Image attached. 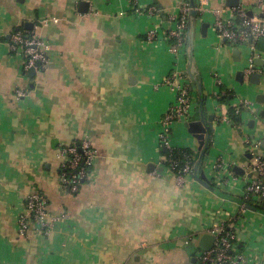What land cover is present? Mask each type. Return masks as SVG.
I'll use <instances>...</instances> for the list:
<instances>
[{
  "label": "crops",
  "instance_id": "1",
  "mask_svg": "<svg viewBox=\"0 0 264 264\" xmlns=\"http://www.w3.org/2000/svg\"><path fill=\"white\" fill-rule=\"evenodd\" d=\"M182 1L0 0V264H188L187 240L197 243L223 216L242 214V203L230 195L242 198L251 177L247 140L260 141L264 156V103L257 99L264 89L239 80L252 50L242 46L235 60L234 48L217 36L212 13L197 24L193 57L205 115H215L204 170L220 194L195 176L178 185L160 145L165 113L180 86H192L190 77L182 80L189 74L186 56L172 53L165 36ZM222 4L212 0L213 8ZM151 6L160 12H136ZM54 16L59 23L43 26ZM22 26L51 45L48 68L34 77L12 48L11 35ZM153 27L159 36L149 40ZM19 89L26 95L18 97ZM193 90L197 102L189 118L175 123L172 142L197 151L199 140L187 125L201 119ZM232 107L243 109L237 125ZM219 114L226 121L219 122ZM85 139L97 157L88 181L73 192L60 182L66 162L60 149ZM236 165L247 173L235 172ZM214 176H226L228 185ZM35 191L47 197L54 223L48 232L22 235L19 220ZM241 216L248 227L241 248L256 259L264 250V213L249 209Z\"/></svg>",
  "mask_w": 264,
  "mask_h": 264
},
{
  "label": "built area",
  "instance_id": "2",
  "mask_svg": "<svg viewBox=\"0 0 264 264\" xmlns=\"http://www.w3.org/2000/svg\"><path fill=\"white\" fill-rule=\"evenodd\" d=\"M196 8L200 17L212 13L215 16L214 29L217 36L228 43L232 48L249 46L252 50V57L249 66L244 70V77L249 80L254 73H260L264 78V66L255 64L256 58L264 60V53L256 49V42L259 38L264 37V0H239L237 6H229L223 0L222 7L213 8L212 0H197ZM192 9L190 1H182L181 12L177 15L170 16V26L166 32V39L171 45V52L176 56L185 55L187 46V29L189 13ZM137 14H158L160 10L156 6L149 8H138ZM250 12L252 15H250ZM57 17L45 18L43 26L59 23ZM26 33V31H25ZM30 36H25L23 31L14 32L11 35L12 48L18 50L24 57V69L27 72L30 68L44 70L48 68L50 43L33 31L27 32ZM146 36L149 40L158 38V29L153 27L147 31ZM253 38V42H250ZM41 62V65H38ZM188 74L182 76V80L187 78ZM170 76L167 80L171 81ZM26 95L24 90H17V96ZM197 102L194 90L189 82L180 86L179 95L176 101L170 106L165 113L162 121L161 132L159 135L161 148L178 149L173 145V127L176 122L189 118L190 110ZM242 105L249 106L250 102L244 99ZM228 117L217 116L219 122L226 121ZM229 121V120H228ZM252 160L247 165L246 171L251 174L246 187L242 192V198L246 201L242 204V214L248 212L246 204H262L264 202V156L259 151L260 141L247 140ZM82 153L80 152V149ZM60 154L65 157L66 162L63 167L67 168L60 172L61 184L63 188L77 192L83 184L84 179H89L90 173L87 166L95 164L96 152L92 143L85 139L81 141L80 146L76 143L64 146L60 149ZM170 161L168 167L175 173L178 185L183 186L187 182L188 176H194L195 166L188 161L182 166L179 160L165 156V162ZM82 163V165H81ZM214 166L213 168H216ZM246 172V173H247ZM222 186H227L229 180L226 176H221L219 180ZM238 215L231 218L225 216L219 222H216L207 232L213 234L216 238L214 246L206 250L198 246L195 253V262L188 264H264V250L259 251L261 254L258 258H253V253L248 254L243 251L242 233L248 232V227L244 225L243 216ZM20 233L26 235L34 230L42 233L48 232L49 227L54 223L50 220V206L46 196L38 191L31 193L26 198V212L20 217ZM190 243V240H187Z\"/></svg>",
  "mask_w": 264,
  "mask_h": 264
},
{
  "label": "water",
  "instance_id": "3",
  "mask_svg": "<svg viewBox=\"0 0 264 264\" xmlns=\"http://www.w3.org/2000/svg\"><path fill=\"white\" fill-rule=\"evenodd\" d=\"M238 3H239V0H227V5L232 6V7L237 6ZM87 5H88L87 2L82 3L83 8ZM191 6H192V9L189 13V22H188V29H187L186 50H188L189 52L191 51L193 54L195 36L197 32V19H198V10L196 8L195 0H191ZM250 15H252L251 12H250ZM26 27L32 28L33 23H30V22L26 23ZM208 28H209V23L207 22L202 23L201 32L204 36L207 35ZM250 42H253V38H250ZM255 46L258 51L264 53V37L259 38ZM233 56L235 60L240 61L242 57V49L240 47L234 48ZM192 58L190 59L191 63L194 60V58L193 59ZM255 64L264 66V60L262 58H256ZM38 65H41V62H38ZM36 72H37L36 67H32L29 69V75L31 77H34ZM188 73L191 78L193 89L198 91V94H199V108H200L201 119L199 121L188 122L187 125L189 127L190 132L194 133L195 137L199 140V143H200L199 150L203 149V152L201 153L200 158H199V162L196 165L194 176H195V179L201 184H203L206 188L220 194L219 189L212 184V181L208 177L206 171L205 170L200 171L201 162L204 159L205 155L207 154V150L209 148L211 135L212 133L215 132V126H214L215 115L209 114L208 117H206L205 115L206 114L205 104H206L207 97L204 92L203 82L198 76V72L195 73L192 69V66H190ZM239 74L241 76L239 80L242 81L243 80L242 76H244V70L240 71ZM250 80L254 84H261L262 82H264V78L262 79L260 73L252 74ZM257 99L260 102L264 103V93L259 94L257 96ZM234 171L237 172L238 174L246 173V171L238 165L234 166ZM246 206L248 209L252 211H258V212L264 211V202L258 205H253V204L248 203L246 204ZM215 241H216V238L213 234L209 232H205L202 234V236L200 237L197 243H195L194 241L190 242L186 246V251L188 255L192 257L191 262L196 261V258L194 256L198 250V246L196 244L205 248L206 250H209L214 246Z\"/></svg>",
  "mask_w": 264,
  "mask_h": 264
},
{
  "label": "trees",
  "instance_id": "4",
  "mask_svg": "<svg viewBox=\"0 0 264 264\" xmlns=\"http://www.w3.org/2000/svg\"><path fill=\"white\" fill-rule=\"evenodd\" d=\"M132 1H134V0H132ZM157 7V6H156ZM158 8V7H157ZM159 10H160V8H158ZM188 22H189V19H188ZM18 31H23L24 32V35L25 36H30V35H28L27 34V32H30V30L29 29H27L25 26H22V27H19V28H17L14 32H18ZM25 31H26V33H25ZM13 32V33H14ZM187 41V40H186ZM187 44V43H186ZM187 47V46H186ZM185 56H186V58H187V61H188V63H189V67L190 66H192V69H193V71L195 72V73H197V67H196V63H195V60H193V62L191 63L190 62V59L193 57V54H192V52L190 51H188V50H186L185 51ZM194 58V57H193ZM192 58V59H193ZM198 76H199V74H198ZM190 76H189V74H188V78H189ZM200 77V76H199ZM230 93L229 92H227V94H224V95H222L220 98H219V101L222 103V102H225V101H227L229 98H230ZM242 108H237V107H232L231 109H230V111H229V115H230V118H231V120H232V122H233V124L234 125H237V124H239L240 122H241V113H242ZM76 144L78 145V146H80V144H81V141L80 142H76ZM210 146H211V141H210V143H209V148H208V150L210 149ZM79 149H80V147H79ZM208 150H207V153H208ZM80 152L82 153V151H81V149H80ZM203 152V149L202 150H194V149H191V148H178V149H174V150H170V149H165V148H163V154L165 155V156H167L168 158H171V157H173V158H175L176 160H179V162L181 163V165L183 166L187 161H188V159L191 161V163L192 164H194V166H195V168H196V165L198 164V162H199V158H200V155H201V153ZM206 156H207V154L205 155V157H204V159L202 160V162H201V165H200V171H202V170H204V167H205V158H206ZM167 165H170L171 163H170V161H168L167 160V163H166ZM81 165H82V163H81ZM65 169H67V168H65V167H62L61 168V171H64ZM92 169H93V166H87V170H88V172L89 173H91V171H92ZM68 170V169H67ZM177 172V170H174V173H176ZM88 181V179L86 178V179H84L83 180V183L84 182H87ZM230 197H231V199H234V200H236V199H239L240 200V202L242 203V204H245L246 203V201L243 199V198H237V197H235V196H232V195H230ZM47 198V197H46ZM48 200V199H47ZM48 203H49V201H48ZM49 206H50V204H49ZM25 207H26V200H25Z\"/></svg>",
  "mask_w": 264,
  "mask_h": 264
},
{
  "label": "rangeland",
  "instance_id": "5",
  "mask_svg": "<svg viewBox=\"0 0 264 264\" xmlns=\"http://www.w3.org/2000/svg\"><path fill=\"white\" fill-rule=\"evenodd\" d=\"M205 17V16H204ZM203 17V18H204ZM202 20V18L199 16V18L197 19V24H199L200 22L199 21H201ZM262 83H264V82H262ZM262 83L260 84V85H256V86H258L260 89H264V86L262 85ZM220 175H222V174H220ZM215 177V176H214ZM217 180H220L221 179V176L220 177H215ZM215 180V179H214ZM60 182H61V179H60ZM263 213H264V211H263ZM248 254H250V250H248Z\"/></svg>",
  "mask_w": 264,
  "mask_h": 264
}]
</instances>
